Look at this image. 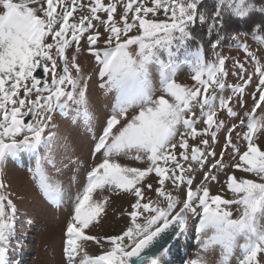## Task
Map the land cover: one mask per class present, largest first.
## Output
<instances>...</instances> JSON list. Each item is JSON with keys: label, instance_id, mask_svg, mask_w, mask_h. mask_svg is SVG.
Here are the masks:
<instances>
[{"label": "snow or ice", "instance_id": "snow-or-ice-1", "mask_svg": "<svg viewBox=\"0 0 264 264\" xmlns=\"http://www.w3.org/2000/svg\"><path fill=\"white\" fill-rule=\"evenodd\" d=\"M160 13L164 20L153 18ZM249 37L264 47V0H0V177L10 160L26 155L36 189L59 208L66 190L58 177L71 173L69 183L78 182L86 161L74 149L91 135L94 163L72 200L66 264H165L192 230L200 254L187 264H206L204 254L217 250V264H233V257L235 264H264V148L256 139L264 124L257 119L264 64ZM226 43L246 57L234 64L235 84L227 83L228 57L220 54ZM85 53L95 60L91 74L79 62ZM185 68L191 86L179 82ZM254 77L249 109L244 96ZM97 89L107 98L103 112L95 106ZM225 112L238 123L227 126L218 116ZM221 171L226 180L212 194ZM8 188L0 179V264H16L10 252L26 242V233L17 238ZM105 189L131 198L130 223L119 234H86L109 200L93 193ZM87 241L101 254H87Z\"/></svg>", "mask_w": 264, "mask_h": 264}, {"label": "rangeland", "instance_id": "rangeland-1", "mask_svg": "<svg viewBox=\"0 0 264 264\" xmlns=\"http://www.w3.org/2000/svg\"><path fill=\"white\" fill-rule=\"evenodd\" d=\"M144 3L146 6H150V0H144ZM121 12L122 9L118 8V13L115 16L116 20H119ZM101 16L106 19L104 14H101ZM153 18L159 20L165 19L162 13H160L158 17ZM131 34H138L137 30L134 29ZM246 42L249 44L250 51L256 54L257 59L260 60L261 64H264V47L259 46L255 41L249 38H246ZM101 47H103L102 43ZM70 54L71 53L69 52V55ZM87 55L88 54L85 53L84 56L79 57V62L88 71V73L91 74L95 66V60L94 58L85 59ZM224 56L228 57V60L226 61V67L229 70L227 83L235 84L237 82V77L231 75V72L235 70L234 64L237 60L242 63L245 62L246 57L241 50H237L236 48L227 50ZM247 71L254 73L255 66L249 63L247 65ZM190 76V72L187 68H185L179 77V82L191 86L194 81L191 80ZM254 91L255 77L253 83L247 87L244 96L249 109L253 103L251 94ZM228 94H230V90L226 89L224 95ZM96 98L95 106L99 112H103L107 106V98L102 95L99 89H97ZM234 110L237 111L239 115H242L244 111L238 107ZM218 116L220 119H225V124L227 126H231L233 122L238 123V120L235 117L226 118V112L223 114L218 113ZM257 119L264 121V110L258 109ZM238 131L244 132L247 131V129H238ZM217 136L219 144L216 147V151L219 153L223 147L224 129H221V131L217 133ZM233 139H236L235 134L233 135ZM256 139L258 145L264 148V124L258 125ZM91 144L92 140L91 135L89 134L88 138L74 149L76 151V155L80 157L81 161H86L85 166L81 168L80 172L77 174L78 182L69 183V176H71V173L58 177L66 190L65 202L59 208H53L49 205L36 189L27 173V167L31 163L29 157L22 154L19 161L10 160L7 163L4 174L0 177V179H3L4 182L9 185L8 191L12 194L11 198L18 209L16 228L17 238L26 233V242L23 250L10 252V258L16 261V264H66L62 253L64 241L66 239L65 231L72 214V200L78 192L82 191L83 185L86 183L85 177L87 168L94 163L90 155ZM98 159L99 157H97V162ZM118 159L121 163L128 166H144V163L131 161L125 157H119ZM228 159H231V157H228ZM209 162H211V158H209ZM228 172L241 178L251 177V174L242 173L236 169H228ZM150 175L153 178L150 182H152L154 186H157L155 184V174L153 173ZM217 176L220 183L213 181L209 185V190L212 194L220 193L221 185L226 180V173L224 171L217 173ZM200 179H202V175L198 171L195 174L194 184H198ZM169 190H171L170 183ZM149 195L155 198L154 193H149ZM103 196L109 197L108 203L105 206V212L102 213L100 217H97L96 221L89 225L88 229H85L86 234L96 237L115 235L126 229L130 223V217H128L125 213L129 210L131 198L126 193L115 190L111 192L107 189L103 192L97 190L93 193V199H100ZM163 206H166V203ZM28 220L32 221L30 225L27 223ZM139 222L143 223V220L141 219ZM12 243L14 245L15 241ZM81 243L83 244L84 251L87 254H101L102 249L100 245L96 244L94 241ZM199 254L195 232L192 230L189 232L185 240L171 250L169 257L171 256L172 258H170V261L176 264H187L188 261L197 259ZM204 256L206 264H217L219 252L217 250L204 254ZM233 264H235V257H233Z\"/></svg>", "mask_w": 264, "mask_h": 264}, {"label": "trees", "instance_id": "trees-1", "mask_svg": "<svg viewBox=\"0 0 264 264\" xmlns=\"http://www.w3.org/2000/svg\"><path fill=\"white\" fill-rule=\"evenodd\" d=\"M209 0H206V3H208ZM257 2H261V0H257ZM250 38V37H249ZM251 39V38H250ZM232 48H235V47H229L228 44L226 43L221 49H220V54L223 55V52L227 49H232Z\"/></svg>", "mask_w": 264, "mask_h": 264}, {"label": "bare ground", "instance_id": "bare-ground-1", "mask_svg": "<svg viewBox=\"0 0 264 264\" xmlns=\"http://www.w3.org/2000/svg\"><path fill=\"white\" fill-rule=\"evenodd\" d=\"M165 264H176V263L170 261V257H169V255H168V256L165 258Z\"/></svg>", "mask_w": 264, "mask_h": 264}, {"label": "water", "instance_id": "water-1", "mask_svg": "<svg viewBox=\"0 0 264 264\" xmlns=\"http://www.w3.org/2000/svg\"><path fill=\"white\" fill-rule=\"evenodd\" d=\"M36 74H37V75H41V73H39V72H38V73H36Z\"/></svg>", "mask_w": 264, "mask_h": 264}]
</instances>
